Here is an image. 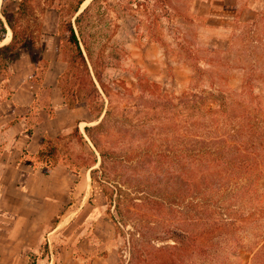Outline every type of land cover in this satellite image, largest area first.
I'll return each instance as SVG.
<instances>
[{
  "label": "rangeland",
  "instance_id": "374dc122",
  "mask_svg": "<svg viewBox=\"0 0 264 264\" xmlns=\"http://www.w3.org/2000/svg\"><path fill=\"white\" fill-rule=\"evenodd\" d=\"M90 1L85 0L80 9L83 10ZM63 3L64 0L34 2V16L27 31L48 65L46 69L43 65L35 67L30 47L18 50L9 64L8 76L0 75V129H4L8 121H15L13 116L25 115L27 133L44 110L47 113L52 111L51 85L57 88L54 73L59 71L61 74L66 66L60 61L59 66L55 64L58 62L57 51L60 46H65L66 40L58 12ZM6 4L10 9L14 7L13 0ZM166 5L168 0H105L104 17L86 27L95 57L99 48L110 43L107 37L113 24L118 28L111 43L124 49L118 68L103 70L111 101L103 139L126 161L119 164L113 173L122 195L120 215L111 208L113 216L118 220L122 216L125 223L114 226L110 221L100 186L90 181V170L70 166L66 160L67 156L75 157L78 152L88 153V148L81 147L71 136L73 123L71 128L56 137L58 156L65 161L61 159L56 166L58 179L45 186L47 196H58L61 204L57 216L47 222L50 226L58 224L59 227V264H161L165 261L174 264H252V253L264 242V179H260L256 190L237 197L224 193L218 200L217 197L212 198L217 204L222 202L229 207L228 211H220L215 205L205 209L193 208L187 205L184 185L180 187L168 177L165 179L155 160L134 157L139 152L137 149L169 151L172 147L174 114L168 110L153 113L152 109L138 103L140 91L150 90L143 87L145 80L157 84L159 92L172 102H176L188 89L220 93L225 98L226 107L219 109L215 106L209 117L224 114L232 118L241 117L248 111L254 113L257 103L264 111V17L249 25L237 23L235 29L240 36L230 39V43H222L212 52L201 36V18L189 16L184 11L170 10ZM1 10L0 7V13ZM67 18L63 16V19ZM146 43L153 44V51L145 55V51L140 49ZM1 44L6 43L2 41ZM142 55L148 59L145 64H138ZM206 61L210 65H205ZM40 78L42 83L36 84V79ZM113 81H120V94L113 92ZM31 99L33 106H26V110L25 105ZM8 102L14 106L10 110L12 112H9ZM75 115L86 121L79 125L83 132L91 117L84 109H77ZM22 160L42 172V167L32 157L23 153ZM60 170L65 172L64 177ZM145 191L164 196L166 204L154 205L151 209L156 217L150 211L145 210L144 213L143 207L138 206ZM204 199L208 202L206 197ZM195 213L202 217L200 219L209 217L223 226L219 232L198 237L197 241L205 253L164 237L169 225L181 228L180 225L185 224L181 221ZM225 218L229 219L228 222L221 223ZM11 220L10 215H0V264H20L14 261V237L7 233ZM188 229L197 235L203 232L201 226L195 230L189 226ZM138 231L142 236H138ZM35 261L36 258L31 256L28 264H35ZM255 263L264 264V254Z\"/></svg>",
  "mask_w": 264,
  "mask_h": 264
},
{
  "label": "trees",
  "instance_id": "16d2710c",
  "mask_svg": "<svg viewBox=\"0 0 264 264\" xmlns=\"http://www.w3.org/2000/svg\"><path fill=\"white\" fill-rule=\"evenodd\" d=\"M7 1L3 0L1 5V16L4 21L0 17V42L6 34L5 24L11 31V40L8 44L0 46V75L8 76L10 62L17 56L21 47L27 46L31 50L33 65L35 67L43 65L46 69L48 63L42 58L40 49L35 46L33 38L27 31L30 19L34 16V2L39 0H13L12 9L7 7ZM84 1L64 0L58 9L66 40L65 46L59 47L56 60L64 62L66 66L58 76L56 84L67 108L85 109L91 117L83 132L79 125L86 121L76 120L71 133L81 147L88 148V153L78 152L75 157L67 156L66 160L69 161L70 166L90 170V181L99 184L106 200V213L116 226L125 223V220L122 216H119L120 220L116 219L111 212L113 207L120 215L122 201L120 186L113 173L119 164L126 161L121 153L116 154V151L103 139L105 135L103 128L110 115L111 103L108 86L103 80V70L118 68L124 49L114 42L111 43V38L115 36L118 28L113 24L107 37L110 43L99 48L96 52L98 55L94 56L93 43L86 34V27L89 23L104 17L105 0H91L78 13ZM162 1L167 2V0ZM63 16L68 18L63 19ZM193 67L198 70L196 65ZM35 83L41 84V78L36 79ZM119 83L120 81L111 83L114 93H121ZM145 83L143 87L146 86L150 90L140 91L137 97L138 103L152 109L153 113L168 110L174 114L172 147L169 151L137 149L139 152L134 155L136 159L141 157L146 161L155 160L157 168L162 169L165 179L168 177L167 179H171L175 185L186 187L187 205L193 208L205 209L215 205L220 211H228L229 207H225L222 202L217 204L212 198L217 197L218 200L224 193L230 197H237L257 189L260 179H264V111L259 109L258 103L254 105V113L248 111L241 117L232 118L225 114L209 117V113H214L215 106L219 109L226 107L225 98L220 93L214 94L204 89L192 92V89H188L182 92L176 102H172L159 92L157 84L146 80ZM245 84L246 88L248 83ZM94 122L96 124L91 125ZM27 132L30 133L31 130L28 129ZM58 151L57 138L52 139L48 136L41 138L39 149L32 158L35 163L40 164L44 175H48L60 161H65V158H59ZM205 197L209 203L205 202ZM163 198V195L145 191L140 197L141 203L138 206L143 207L144 213L145 210L150 211V214L156 217L153 214L155 211L151 209L154 205H165ZM200 218L195 213L192 217L181 221L185 223L180 225L181 228L169 225L164 237L205 253L204 247L197 241L198 237L202 234L211 235L219 232L223 226L209 217ZM228 220L225 218L220 222L225 224ZM189 226L193 228L192 230L201 226L203 232L197 235L195 231H189ZM138 234L142 236L139 231ZM263 254L264 242L252 253V264L258 262ZM161 264L174 263L165 261Z\"/></svg>",
  "mask_w": 264,
  "mask_h": 264
},
{
  "label": "crops",
  "instance_id": "0c3cea01",
  "mask_svg": "<svg viewBox=\"0 0 264 264\" xmlns=\"http://www.w3.org/2000/svg\"><path fill=\"white\" fill-rule=\"evenodd\" d=\"M2 1L0 0V7ZM261 4L264 6L261 0H168L166 6L170 10L176 9L184 11L189 16L200 17L203 21L201 36L206 39V46L211 47L209 50L215 52L222 43H230V39L235 40L238 38L237 35L240 36L235 29L237 23L249 25L259 17H264V7L262 8ZM0 17L4 21L1 13ZM5 27L10 30L6 24ZM1 43L0 46L8 44ZM151 49L153 44L146 43L141 46L140 51H145L146 55L153 51ZM147 59L146 56H140L138 64H145ZM206 62L205 65H210L208 61ZM52 64L50 67L53 66ZM55 64L59 66L60 63L58 61ZM59 74V71L54 73V80H57ZM51 86L52 111L47 113L44 110L30 129V133L25 132L27 126L25 115L13 116L15 121L12 123L8 121L5 128L0 129V215L12 217L7 233L14 237L16 242V248L13 250L14 261L20 264H28L31 256L36 258L35 264H59L60 257L57 250L59 227L58 224L50 226L47 222L50 223V220L57 216L61 207L58 196H47L48 190L45 188L46 183L58 179L57 167H54L48 175H44L39 169L23 162L22 154L33 157L39 149L43 136L54 139L63 130L71 128L76 120H85L75 115L77 109L67 108L58 87ZM32 102L31 99L25 107H32ZM12 107L14 108L8 102L9 112H12L10 111ZM60 173L64 177L65 172L60 170Z\"/></svg>",
  "mask_w": 264,
  "mask_h": 264
},
{
  "label": "bare ground",
  "instance_id": "6f19581e",
  "mask_svg": "<svg viewBox=\"0 0 264 264\" xmlns=\"http://www.w3.org/2000/svg\"><path fill=\"white\" fill-rule=\"evenodd\" d=\"M10 37H11V32H10V30H8L7 34L5 36V39L3 40L4 43H7L8 41H10Z\"/></svg>",
  "mask_w": 264,
  "mask_h": 264
},
{
  "label": "water",
  "instance_id": "95a60500",
  "mask_svg": "<svg viewBox=\"0 0 264 264\" xmlns=\"http://www.w3.org/2000/svg\"><path fill=\"white\" fill-rule=\"evenodd\" d=\"M81 11H82V10L80 9V10L78 11V13H80ZM78 13H77V14H78Z\"/></svg>",
  "mask_w": 264,
  "mask_h": 264
}]
</instances>
